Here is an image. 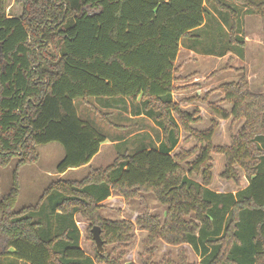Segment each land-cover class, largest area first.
Returning a JSON list of instances; mask_svg holds the SVG:
<instances>
[{
  "label": "trees",
  "instance_id": "16d2710c",
  "mask_svg": "<svg viewBox=\"0 0 264 264\" xmlns=\"http://www.w3.org/2000/svg\"><path fill=\"white\" fill-rule=\"evenodd\" d=\"M7 1L0 0V168L16 165L0 197V264H123L135 225L146 232L149 256L159 239L189 245L200 264H264V94L251 93L240 78L218 86L217 101L207 93L172 99L181 79L174 65L180 45L199 52L204 41L223 44L221 53H201L242 59L243 18H264V0H13L21 7L16 16H6ZM90 98L108 109H126L129 101L133 115L161 127V140L126 149L103 168L88 166L80 180L59 178L34 205L15 210L18 171L37 161L36 147H62L59 174L98 153L106 137L78 116L74 103ZM194 100L219 118L231 117V125L241 122L235 132L230 128L228 144L212 143L217 120L193 127L199 111L180 105ZM180 130L195 146L171 155ZM212 155L224 158L221 179L239 186L242 177L246 185L234 193L211 190ZM112 192L125 201L151 193L165 215L144 206L134 223L104 218L100 210ZM74 215L88 223V237L90 228L100 229L102 252L82 250ZM142 264L191 263L180 249L176 260Z\"/></svg>",
  "mask_w": 264,
  "mask_h": 264
},
{
  "label": "rangeland",
  "instance_id": "374dc122",
  "mask_svg": "<svg viewBox=\"0 0 264 264\" xmlns=\"http://www.w3.org/2000/svg\"><path fill=\"white\" fill-rule=\"evenodd\" d=\"M20 5L8 0L6 5V16H16L20 13ZM245 23L243 18L242 33L244 38V58H238L232 52H226L223 44L220 48H213L209 45H200L199 52L191 54L184 45H180L174 65L179 66L176 76L181 79L174 83L179 89L172 93V99L179 102L182 99L198 97L202 98L207 93L208 100L217 101L222 96L216 88L221 84L237 82L244 78L247 82V89L253 94H264V18L252 16ZM218 45V46H219ZM217 52L215 54H203L201 52ZM93 98L86 100H75V108L78 116L88 121L97 131L102 133L106 140L100 145L98 153L91 159L87 166L68 170L63 174L55 172V166L63 158L62 147L57 143H48L36 147L37 161L19 168L18 184L19 195L14 206L17 210L25 205L34 203L40 197L44 189L55 180L69 179L80 180L87 175L88 166L91 168H103L111 164L114 158L128 150L134 151L141 147V144L148 147H156L161 140L162 130L153 120L147 119L143 115H133V109L127 101L125 108L121 105L117 108H104L98 105ZM95 105L99 106L98 110ZM225 109H229L228 104H221ZM183 110L192 112L199 111L200 121L193 124L197 130H203L210 126L211 120H217L218 125L212 136V143L222 145L229 143L230 128L235 132L241 122L231 125V117L222 119L210 111L206 105L194 100L188 103H181ZM106 114V119L99 117V114ZM195 146V140L188 137V134L180 130L179 140L171 155L179 151H189ZM197 150L186 160H191ZM183 162H180L182 164ZM16 165V160L10 162L6 167L0 168V197L10 188L12 171ZM224 168V158L222 155H212V178L209 188L216 192H235L246 185V181L241 177L239 186L233 181L223 180L220 173ZM193 179L200 182V177ZM100 210L104 218L112 220L127 219L134 223L137 215L144 211V206L151 214L165 215L166 208L161 205L151 193H142L140 196L125 201L121 196L112 192L104 201ZM76 225L80 232V246L82 250L90 255H94L95 244L92 234L88 237V223L79 216H76ZM91 229V228H90ZM146 232L134 226L133 239L130 245L122 249L126 254L123 257V264H142L144 260L150 258L152 262H160L166 257L177 259L179 250L184 253L188 263L200 264V257L187 244L169 245L161 240H156L151 245L150 255L146 250ZM107 250L111 246L106 247ZM121 250V249H120ZM152 252V253H151ZM149 256V257H148Z\"/></svg>",
  "mask_w": 264,
  "mask_h": 264
},
{
  "label": "water",
  "instance_id": "95a60500",
  "mask_svg": "<svg viewBox=\"0 0 264 264\" xmlns=\"http://www.w3.org/2000/svg\"><path fill=\"white\" fill-rule=\"evenodd\" d=\"M90 232L92 234V240L95 244L97 251L102 252L103 251V248H102L103 241L100 238V229L97 226H94L90 229Z\"/></svg>",
  "mask_w": 264,
  "mask_h": 264
},
{
  "label": "crops",
  "instance_id": "0c3cea01",
  "mask_svg": "<svg viewBox=\"0 0 264 264\" xmlns=\"http://www.w3.org/2000/svg\"><path fill=\"white\" fill-rule=\"evenodd\" d=\"M245 18V23L247 22V20L248 19H252L253 17L252 16H246V17H244ZM187 51H189L191 54H195L196 52L195 51H193V50H191V49H188V48H185ZM244 58V57H243ZM242 58V59H243ZM87 166V165H86ZM19 195V194H18ZM37 200H38V198L35 200V202L34 203H30V204H28V205H34L36 202H37ZM104 203V202H103ZM28 205H25V206H28ZM76 216L77 215H74V219L76 220Z\"/></svg>",
  "mask_w": 264,
  "mask_h": 264
}]
</instances>
